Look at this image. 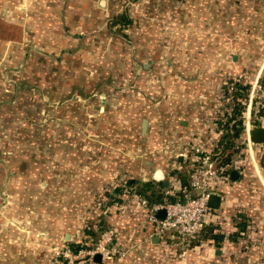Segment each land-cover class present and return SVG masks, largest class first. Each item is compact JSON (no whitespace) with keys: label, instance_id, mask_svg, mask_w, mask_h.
Returning a JSON list of instances; mask_svg holds the SVG:
<instances>
[{"label":"crops","instance_id":"0c3cea01","mask_svg":"<svg viewBox=\"0 0 264 264\" xmlns=\"http://www.w3.org/2000/svg\"><path fill=\"white\" fill-rule=\"evenodd\" d=\"M114 1L0 0V40L5 42L0 70L8 80V88L3 83L0 88V194L10 198L9 221L0 230L2 259L11 264L12 259L43 256L46 247L86 245L105 226L115 230L118 246L129 252L123 259H96V264H251L264 259V156L259 152L264 142L252 141V156L231 170L237 178L218 186L215 214L223 227L216 229L221 233L217 239L202 241L183 259H176L159 238L152 243L157 236L139 205L144 198L140 187L150 183L157 189L158 183L164 189L161 201L172 200L166 196L174 182L170 171L187 172L191 166L186 145H215L212 139L191 138L217 136L213 120L218 116L211 112L217 102L202 96L206 83L194 82L197 95L190 92V82L172 75L146 83L137 99L113 90L109 96L108 91L93 93L91 88H105L102 72L122 65L109 62L112 52L106 44L103 53L98 49L105 35L91 26L96 20L110 25ZM131 5L148 9L150 22L179 28L178 47L165 31L161 49L162 33L141 35L139 17L130 18L136 33L126 42L132 43L135 58L193 56L200 71L228 67L258 71L259 78L264 74V0H131ZM205 58L210 67L202 69ZM172 64L166 63L165 71ZM128 65L124 69L137 66ZM43 88H50L49 94ZM33 89L41 93L37 101L20 92ZM46 116L48 129L40 123ZM238 118L243 127V110ZM253 126L264 130L256 119ZM158 147L169 157L156 155ZM96 194L111 202L105 211L91 209Z\"/></svg>","mask_w":264,"mask_h":264},{"label":"rangeland","instance_id":"374dc122","mask_svg":"<svg viewBox=\"0 0 264 264\" xmlns=\"http://www.w3.org/2000/svg\"><path fill=\"white\" fill-rule=\"evenodd\" d=\"M109 11H110V15L112 17H114L115 15H119L123 12L126 13V15H128L129 18H133L136 19L139 17L140 22H139V30L141 35H145L147 31H154L155 34H161L159 36V40L157 42V44L161 47V49H163V33L165 31L169 32V36L172 37L173 39L169 38L171 42V45L175 48L178 47L177 41L175 37L179 36V28L175 25H165L163 24L161 21L159 22H150L147 18L151 17V15H148V9L145 8H141L137 9L136 7L131 5V0H115L114 1V6L111 5L110 3V7H109ZM93 15V13H92ZM97 17V16H95ZM156 20V19H155ZM97 22L95 24H92L91 26H94L96 29L94 30L95 32L99 31L101 33H103L105 35V39L108 37H111L112 39L110 40H105L103 39L101 41V43H99L100 47H98L99 50H102V53L106 50V49H102V45L106 44L108 47L111 48V52L112 54L109 57V62L111 63H119L122 64L121 66L123 67V69L121 68L120 65H114L113 68H107V71L102 72L101 75L104 77L103 78V82H104V89L103 86L102 88H91V90L94 92H106L108 91V96L111 95V93L109 92L110 90H113L114 92H116L118 95L122 94L125 95L127 94L128 96L133 97L134 99L139 98V95H144L146 88L145 85L146 83H149L151 81H154L156 83H158V81L162 80V79H166V77L168 75H172L173 76V80L175 79L176 81H187L190 82V84H192L194 87L190 90V92H193L197 95H200L197 93L198 89L196 88L195 85V81H197V84L206 83V89L205 91L202 93V96L205 98H208L209 103H211L213 100L215 101V107H212V111L213 113H217L218 118H225L226 117V112L229 111V107L230 106H237L239 108V111L243 110V106L236 102L233 103V101H228V98L230 96H232L234 93H229L227 86H225V83H229V81H231V79H234L235 77H237L238 75H246L248 79L246 80H241V83H246L247 85V89L248 92L251 88V84L254 83V81L257 78V73L258 71H240L239 69H231L229 70L228 67L225 69V72H221V71H216L219 69H216L215 71H209V70H204L203 68H209L210 66L206 67V64L209 65V63L207 62V58H205V63H203L202 65H200V67L203 69L202 71L197 70V68L194 65V61L196 60V57L193 56H169L166 54H162L161 55H144V56H137V58H135L134 56H132V43H128L126 41H130V39L132 38V34L135 35L136 30L132 29V27L127 26L125 28V30H120L119 27H112L109 24H105L100 22V20H96ZM157 21V20H156ZM134 26V25H132ZM133 31H132V30ZM138 29V28H137ZM135 31V32H134ZM151 33V32H150ZM128 37V38H127ZM134 38V37H133ZM175 38V39H174ZM175 40V41H174ZM4 41L0 40V53L2 52L3 49V45H4ZM174 43V45H173ZM166 46V45H165ZM117 55H121V59H118V57H116ZM245 59V63L250 64V57H244ZM148 60H150L152 63L146 62ZM173 63L172 64V68L167 69L165 71V66L169 65L171 62L170 61H166L169 60ZM198 59H202V57H198ZM253 59V58H252ZM259 60V59H258ZM258 60H254L253 62L256 63ZM133 61V62H131ZM2 59H0V63H2ZM153 62H155L153 64ZM130 63H136L137 66L132 67V70H126L124 69V67H128ZM147 63V64H146ZM167 63V65H166ZM188 63H192V65H189ZM145 67H143L142 65H145ZM148 65V66H147ZM187 65V66H185ZM187 67V69H185L184 71H179L181 68L183 67ZM1 67V66H0ZM171 67V66H170ZM146 68V69H144ZM258 70V69H257ZM14 75L20 76L21 73L16 72L13 73ZM27 74L30 75L29 71H27ZM34 74V73H32ZM166 75V76H165ZM165 76V78H164ZM26 79V76H22L19 77L18 80H24ZM94 79V78H93ZM6 80L7 78L4 76V74L2 73V69L0 70V88L1 85L2 87H6L8 88V85H6ZM8 81V80H7ZM259 82L262 86V88L264 89V74H262L261 78H259ZM5 83V84H4ZM35 84V83H33ZM22 87H24V85H22ZM23 94L26 95L27 98L32 97L31 99L37 101L38 98L40 97V94L38 90H28V91H20ZM48 92V93H45ZM50 92V88H43L42 93L45 94H49ZM247 92L244 91L243 95H238V97H242L245 98ZM113 100V99H112ZM43 106L49 109L50 105L48 104H43ZM50 110V109H49ZM208 110V107H207ZM239 117V115L237 116V118ZM239 119V118H238ZM39 121V119H37ZM48 120V116L45 117V119H42V122H40L42 124V127H46L45 125H47L48 123V127H49V120ZM241 121V120H240ZM48 127H46L45 129H48ZM191 138V137H190ZM199 138H201V140H206V141H210L211 142H215V139L217 138V136L215 135H205V136H201V137H197L194 136L191 139H193V141H197ZM240 141V140H238ZM242 141V140H241ZM213 142V143H214ZM191 146V145H190ZM240 148H236V149H230L226 152L227 155V159L230 160L231 158L237 159L238 157H240L243 161H246L247 159H249V154L248 153H243L244 151V146L240 145ZM213 147H208V146H204L203 148L210 151L213 150ZM159 152V153H158ZM160 154L161 157H166L168 158L169 155H166L167 153H165V151H161L159 149V147L157 148L155 154L158 155ZM165 154V155H164ZM190 158L192 157L193 151L188 153ZM173 156V155H171ZM185 174V176L187 175V172L184 171L182 172ZM1 193V192H0ZM2 195V196H1ZM4 194H0V230H3L4 225L8 224V218H7V211L6 209H8L10 202H9V197L8 196H3ZM13 201V200H12ZM111 203L108 201V198L105 196H98V194L95 195V198L91 201V209L92 208H96L97 210L101 209V210H106V206ZM87 225V224H86ZM108 228H112L110 226H105L104 228L102 227L101 230L95 231V233L93 234V237H91L90 241L86 244H80L79 245V249L78 250H84V249H89L92 247V245L94 244L96 238L98 237L99 233L104 231L105 229ZM221 229V228H220ZM2 246V243L0 242V247ZM35 252L37 254V251H39V248H35ZM45 252H42V255H38L37 256H28L27 259H12L11 264H69V259L66 256V250L67 249H71L69 248L67 245L61 246V247H46L44 248ZM32 251V250H30ZM14 253V252H13ZM4 255V254H3ZM2 255V249L0 248V264L3 262L4 264H6V262H4L5 259L3 258ZM47 255H51V258H47ZM27 257V256H26ZM46 259H45V258ZM177 259V256L175 257ZM18 261L20 263H18ZM251 264H264V259H257L255 261H253Z\"/></svg>","mask_w":264,"mask_h":264},{"label":"built area","instance_id":"2783aa9c","mask_svg":"<svg viewBox=\"0 0 264 264\" xmlns=\"http://www.w3.org/2000/svg\"><path fill=\"white\" fill-rule=\"evenodd\" d=\"M248 79L246 75H238L225 83L228 92L231 93L235 84L246 85L241 80ZM245 98L240 97L237 102L243 106L244 123L242 127L243 140L240 138L238 144L244 146V152L252 156L254 144L252 142V130L254 119L261 123L264 128V118L259 117V112L264 111V89L259 77L256 78L251 88L245 90ZM232 96L228 101H232ZM242 140V141H241ZM188 146L193 151L191 166L187 174V182L181 185L175 181L166 196L171 199H164L158 203L150 204L145 198L139 199V205L145 213L146 223L154 227L156 235L166 246H171L173 255L183 259L190 249V243L202 229L212 220L217 219L216 210L209 206V199L212 195L219 194L218 186L230 182V172L235 169L241 160L231 158L223 162L219 153L211 154L201 146ZM187 148V149H188ZM187 149H184L185 151ZM181 150V149H180ZM187 152V151H186ZM259 152L264 156V145L259 146ZM164 211L163 218L156 214ZM128 250L118 246L116 232L113 228L100 232L94 244L89 249L73 251L66 250L69 264H96V256L101 261H108L114 258L123 259L127 256Z\"/></svg>","mask_w":264,"mask_h":264},{"label":"trees","instance_id":"16d2710c","mask_svg":"<svg viewBox=\"0 0 264 264\" xmlns=\"http://www.w3.org/2000/svg\"><path fill=\"white\" fill-rule=\"evenodd\" d=\"M131 24V19L126 15L125 12L115 15L114 17L110 18V25L112 27H119L120 30H125L127 26ZM247 89V85H237L235 84L233 87V90L231 93H234L232 95V101L236 104L238 95H243L244 91ZM230 110L226 112L225 118H216L213 120V124L215 125V130L218 133L217 138L215 139V145L213 147V150H210L211 154L219 153V157H221V160L225 163L229 160L227 159L226 152L228 150H234L236 148H240L238 144L239 140V132L242 128L241 121L237 118L239 115V108L237 106H230ZM260 118H264V111L261 110L259 113ZM203 146V145H202ZM205 146V145H204ZM203 146V147H204ZM208 151V150H207ZM188 174V171H187ZM170 175L173 177V181L179 182L181 185L186 184L187 182V175L185 176L184 173H177L175 170L170 171ZM173 182V183H174ZM157 189H153L152 184L144 185L140 187V191L138 192L140 195H142L150 204L158 203L161 201L162 192H163V186L160 184H155ZM149 186V192L147 191V188ZM222 223L218 220V217L216 220L210 221L204 229L201 230V232L192 239L190 243V249L198 247L200 243H203L202 241H206V239L212 240L215 238L217 239L218 235L221 234L217 230L222 228ZM217 229V230H216ZM218 234V235H216ZM72 250L75 252L80 247L79 246H72ZM176 257V256H174Z\"/></svg>","mask_w":264,"mask_h":264},{"label":"water","instance_id":"95a60500","mask_svg":"<svg viewBox=\"0 0 264 264\" xmlns=\"http://www.w3.org/2000/svg\"><path fill=\"white\" fill-rule=\"evenodd\" d=\"M107 0H101V3H106ZM99 7H103L105 8V5L104 6H99ZM146 126H147V121L146 120H143L142 121V125H141V129H142V132L145 133L146 131ZM251 136H252V141L256 144H260V143H263L264 142V130L261 129V128H255L252 130V133H251ZM230 177L232 180H235L237 178V172L236 171H232L230 173ZM166 184L163 183V185ZM166 186V185H165ZM209 206L210 208H212L213 210H217L219 208V204H220V197L218 195H212L209 199ZM165 215L164 211H159L156 216L159 217V218H163ZM158 241V237H154L152 239V243H157ZM97 260L100 259L99 256H96Z\"/></svg>","mask_w":264,"mask_h":264}]
</instances>
